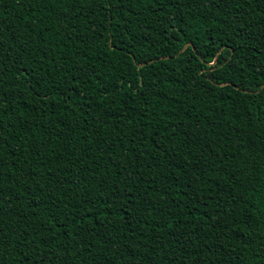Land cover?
Listing matches in <instances>:
<instances>
[{
  "label": "trees",
  "instance_id": "obj_1",
  "mask_svg": "<svg viewBox=\"0 0 264 264\" xmlns=\"http://www.w3.org/2000/svg\"><path fill=\"white\" fill-rule=\"evenodd\" d=\"M263 84L264 0H0V264H264Z\"/></svg>",
  "mask_w": 264,
  "mask_h": 264
},
{
  "label": "water",
  "instance_id": "obj_2",
  "mask_svg": "<svg viewBox=\"0 0 264 264\" xmlns=\"http://www.w3.org/2000/svg\"><path fill=\"white\" fill-rule=\"evenodd\" d=\"M187 46H188V44L184 45L179 52H182ZM214 62H215V60L212 63H214ZM263 86H264V84L262 85V87Z\"/></svg>",
  "mask_w": 264,
  "mask_h": 264
}]
</instances>
